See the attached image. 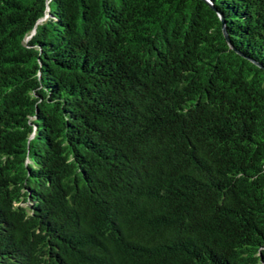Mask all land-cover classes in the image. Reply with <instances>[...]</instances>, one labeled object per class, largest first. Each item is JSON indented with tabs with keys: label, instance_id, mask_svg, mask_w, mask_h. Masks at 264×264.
I'll return each mask as SVG.
<instances>
[{
	"label": "trees",
	"instance_id": "trees-1",
	"mask_svg": "<svg viewBox=\"0 0 264 264\" xmlns=\"http://www.w3.org/2000/svg\"><path fill=\"white\" fill-rule=\"evenodd\" d=\"M0 264H264V0H0Z\"/></svg>",
	"mask_w": 264,
	"mask_h": 264
}]
</instances>
